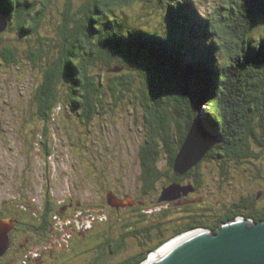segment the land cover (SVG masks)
I'll return each mask as SVG.
<instances>
[{
	"label": "trees",
	"instance_id": "16d2710c",
	"mask_svg": "<svg viewBox=\"0 0 264 264\" xmlns=\"http://www.w3.org/2000/svg\"><path fill=\"white\" fill-rule=\"evenodd\" d=\"M0 10L8 21L0 30V66L22 61L38 73L20 108L25 117L18 118L22 134L35 127L26 139L30 146L38 135L51 153L49 126L38 121L56 119L61 96L76 111L71 116L88 124L98 110L128 95L130 105L143 108L147 131L137 153L142 174L136 197L110 187L89 203L45 196L39 212L28 206L34 199L21 185L22 195L0 210V218L15 222L12 264H49L46 250L54 264H141L191 229L217 231L242 216L264 219V174L257 165L264 155V0H0ZM12 30L25 37L22 59L18 39L4 37ZM209 166L221 178L231 166L243 169L255 191L211 202L203 174ZM168 178L193 186L183 205L158 204ZM118 212H125L120 223Z\"/></svg>",
	"mask_w": 264,
	"mask_h": 264
},
{
	"label": "rangeland",
	"instance_id": "374dc122",
	"mask_svg": "<svg viewBox=\"0 0 264 264\" xmlns=\"http://www.w3.org/2000/svg\"><path fill=\"white\" fill-rule=\"evenodd\" d=\"M130 11L134 12L135 10ZM158 19L157 15L153 18L156 22ZM138 21L137 19L131 20L136 24L139 23ZM0 22L3 25L4 16L2 14H0ZM57 33L52 31L51 35L56 37ZM4 37L9 41H12L13 38L19 40L17 42L21 43V54L18 55H21L22 59L25 55L23 51L26 49V46L22 45L25 43L23 40L25 37L20 38L16 30L4 32ZM56 54L57 47H54L52 56L55 57ZM10 65L9 67L3 63L0 66V201L7 197L13 198L14 195H22L18 191L21 185L25 187L28 200L34 199L33 203L28 206L35 207L39 212L42 211L41 206L45 196L52 201L55 198L59 200L65 198L67 201L68 199H81L84 203H89V201L99 200L100 194L110 187L114 190L123 188L130 196L136 197L142 174V166L137 158V153L140 143H144L143 139L147 134L145 122L142 120L143 108L130 105L128 103L129 96L126 95L118 101L116 106L98 110L97 116L87 124L74 118L76 111L68 108L66 97L61 96L60 99L63 103L57 109L59 114L56 119H42L40 122L37 120L39 124L47 123L49 126L48 143L46 144L51 153L47 155L44 151V144L41 145L39 142L38 135L35 136L32 146L26 140L32 139L30 134L34 133L35 127L32 133L22 134L20 129L24 127H20L21 121H18V118L25 117L20 108L26 103L24 98H27L31 89L36 87L39 80L38 73L33 71L31 64L23 66L22 61L18 67ZM109 74L115 73L109 72ZM60 89L68 90V84L64 83ZM28 100L32 101L34 98ZM71 114L75 116L73 117ZM34 116L36 119L38 118L36 114ZM63 117H67L70 123L65 122ZM73 131L79 136L74 135ZM65 132L67 134H62ZM7 139L9 140L7 141ZM70 140L71 143H69ZM160 162L163 166L164 161ZM96 165L99 166L97 169L94 168ZM257 165L264 174V155ZM2 172L4 173L2 174ZM4 174L6 177L14 179L12 187L2 183V179L6 178ZM203 174L205 176L204 189L208 191L207 194L210 196L211 202L216 199H220L219 203L223 199L229 202L244 189L252 192L256 189L251 182L245 181L247 177L244 174L246 172L243 169L238 170L234 166L229 168L225 178H221L222 175L213 172L211 166H209V170L205 168ZM219 180L221 188L218 187ZM13 182H15V186ZM162 190L160 189V195L158 193L160 201H163L161 199ZM155 196L156 194H153L152 198ZM12 202L20 201L17 198ZM168 207L170 208V205ZM25 209L26 212L29 211V207ZM105 210L107 209L105 208ZM148 211L147 209L146 212ZM124 213L118 212L114 220H117V223L125 220ZM135 214L136 212L129 211L127 216L133 215L136 218ZM179 215V211L174 214L176 217ZM80 225L82 227V222ZM22 236L21 234L18 238ZM129 250L133 251L134 245H131ZM154 252L150 253V256ZM43 257L49 261V264H54L55 259L48 256L47 250ZM29 264L34 263L31 261Z\"/></svg>",
	"mask_w": 264,
	"mask_h": 264
},
{
	"label": "water",
	"instance_id": "95a60500",
	"mask_svg": "<svg viewBox=\"0 0 264 264\" xmlns=\"http://www.w3.org/2000/svg\"><path fill=\"white\" fill-rule=\"evenodd\" d=\"M0 14L4 16L0 30H4L7 16L1 10ZM162 189L161 199L173 200L179 196L177 193H187L192 186L172 182ZM111 200L115 202V197ZM130 201L128 198L120 202L125 205ZM14 224V219L0 218V258L10 246ZM188 233L168 249L155 251L141 264H264V219L253 221L242 216L224 222L217 231L194 228Z\"/></svg>",
	"mask_w": 264,
	"mask_h": 264
},
{
	"label": "flooded vegetation",
	"instance_id": "af4514ba",
	"mask_svg": "<svg viewBox=\"0 0 264 264\" xmlns=\"http://www.w3.org/2000/svg\"><path fill=\"white\" fill-rule=\"evenodd\" d=\"M4 172H2V174H3ZM4 176H5V174H4ZM6 177V176H5ZM169 179V180H168ZM167 180H164L163 181V183L161 184V190H162V187L163 186H165V185H169L171 182L170 181H173V179L172 178H168ZM6 180V181H5ZM168 181V182H167ZM174 182V181H173ZM2 183L3 184H8L9 185V187H12V177H6V178H4V179H2ZM179 184H181V185H186V184H191V183H189V180L187 181V180H185V181H182L181 182V180H180V182H178ZM192 186V185H191ZM193 186H192V189L191 190H188V192L187 193H183V192H180V193H177L178 195V197H176L175 199H173V200H170V201H166V200H163V201H160L159 199H157V202H158V204H163V205H167V204H165V203H174V204H176V205H183L184 204V202H183V200H182V198L184 197V196H187L189 193H191V192H193ZM159 195H160V191H159ZM11 198L12 197H7V198H5V200H1L0 201V210H1V207L3 206V205H5V204H7V205H12V203H9L10 201H11ZM162 205V206H163ZM162 206H160V208H163ZM225 207H227L226 205H224ZM10 209V208H9ZM8 217H12V212H9L8 213ZM192 230V229H191ZM18 235V234H17ZM19 237V235L17 236V238ZM19 239V238H18ZM22 247H23V245H22ZM22 250H23V248H22ZM18 250L17 249H14L13 250V248H12V245L10 246V248L4 253V255L0 258V264H12V253L13 252H17ZM23 253H25V254H27V250H23Z\"/></svg>",
	"mask_w": 264,
	"mask_h": 264
},
{
	"label": "bare ground",
	"instance_id": "6f19581e",
	"mask_svg": "<svg viewBox=\"0 0 264 264\" xmlns=\"http://www.w3.org/2000/svg\"><path fill=\"white\" fill-rule=\"evenodd\" d=\"M194 233V232H193ZM190 233H188V234H183V235H180V237L178 236L177 238H175L174 240H172V241H170V242H168L167 244H165L164 246H163V248H161L160 250L161 251H163V250H166V249H168L169 247H171L172 245H174L175 243H177V242H179V241H181L184 237H186L187 235H189ZM161 247V246H160ZM153 255V254H152Z\"/></svg>",
	"mask_w": 264,
	"mask_h": 264
},
{
	"label": "built area",
	"instance_id": "2783aa9c",
	"mask_svg": "<svg viewBox=\"0 0 264 264\" xmlns=\"http://www.w3.org/2000/svg\"><path fill=\"white\" fill-rule=\"evenodd\" d=\"M151 256H152V255H151ZM151 256H150V257H151Z\"/></svg>",
	"mask_w": 264,
	"mask_h": 264
},
{
	"label": "clouds",
	"instance_id": "9594fccd",
	"mask_svg": "<svg viewBox=\"0 0 264 264\" xmlns=\"http://www.w3.org/2000/svg\"><path fill=\"white\" fill-rule=\"evenodd\" d=\"M184 234V233H183Z\"/></svg>",
	"mask_w": 264,
	"mask_h": 264
}]
</instances>
